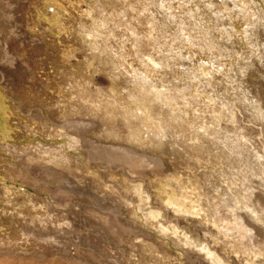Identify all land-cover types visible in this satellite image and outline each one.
Returning <instances> with one entry per match:
<instances>
[{"label":"rangeland","instance_id":"rangeland-1","mask_svg":"<svg viewBox=\"0 0 264 264\" xmlns=\"http://www.w3.org/2000/svg\"><path fill=\"white\" fill-rule=\"evenodd\" d=\"M0 264H264V0H0Z\"/></svg>","mask_w":264,"mask_h":264},{"label":"bare ground","instance_id":"bare-ground-1","mask_svg":"<svg viewBox=\"0 0 264 264\" xmlns=\"http://www.w3.org/2000/svg\"><path fill=\"white\" fill-rule=\"evenodd\" d=\"M67 128L72 129L73 131H75V130L78 131V129L80 130V129L83 128V127H81V124L76 123V122H73L72 124H70L69 126H67ZM66 130H67V129H66ZM79 133H80V132H79ZM77 134H78V133H77Z\"/></svg>","mask_w":264,"mask_h":264}]
</instances>
